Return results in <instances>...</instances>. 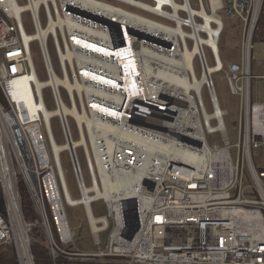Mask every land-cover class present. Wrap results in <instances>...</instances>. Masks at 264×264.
<instances>
[{"label": "built area", "instance_id": "2783aa9c", "mask_svg": "<svg viewBox=\"0 0 264 264\" xmlns=\"http://www.w3.org/2000/svg\"><path fill=\"white\" fill-rule=\"evenodd\" d=\"M35 1H38L37 7ZM113 1L163 19L168 22L165 24L177 26L179 23L186 31H192L193 25L200 26L198 36L204 38L203 51L194 55V61L203 63L202 55L208 64V49L215 64L211 78L203 83V87H208L211 111L207 112L202 94L198 96L196 92H191L193 111L177 123L178 111L157 104L160 101L157 97L156 101L154 97L142 99L147 103L143 105L139 96H133L132 108L142 106L147 109L145 113L138 110H133L137 114L125 112L117 105L115 110H123L126 124L136 126L140 132L139 140L147 144L143 150L145 154H140L134 144H128L108 154L102 152L104 146H100L101 153L98 152L97 157L109 181L106 185L132 195L135 218L130 214V203L112 207L103 199L106 215L94 216L90 205L98 198H94L95 190L83 194L77 177L82 172L75 153L74 160L72 154L69 157L80 190L78 199L93 196L90 209L85 201L70 203L65 197L42 111L45 107L43 88L38 91L32 78V70L34 73L35 70L30 44L36 43L49 77L48 64L53 66L48 38L60 62V52L69 49H78L91 57V49L80 47L75 38L99 45V38L86 30L95 27L98 19L84 11L76 0H25L22 5L17 0H0V194L3 202L0 248L9 246L13 249L15 264H36L33 241L41 243L47 250L50 264H264V165L255 166L252 156L254 150L264 155V102L251 101L252 79L260 76L251 71L253 39L257 36L259 22L264 19V0H195V7L191 0ZM104 2L123 8L117 3ZM123 9L133 15L139 14ZM25 12L35 33L54 22L55 34L48 32L45 43L27 34L22 24ZM40 12L45 19L44 25ZM223 16H237L242 23L240 63L228 62L226 68L222 62L217 66L212 46L205 41L210 40V33L215 31L213 38L219 55ZM127 23L131 25V22ZM101 24L105 34L101 37V46L118 50L128 44L137 50L142 41L157 46L156 38L141 32L139 25L129 26L107 17L99 22ZM185 38L192 46L194 40ZM170 43L165 40L159 46L167 47ZM169 49L172 51L174 44ZM66 62L71 65L67 59ZM72 62L74 70L77 69L78 78L75 79L79 81L85 79L84 70L94 72L92 66L80 64L75 57ZM256 63L261 60L256 59ZM65 71L63 69V75ZM220 71L224 72L229 91L239 101L234 143L229 142L224 120L228 112L218 102L212 79V74ZM117 75L113 76L118 80L120 76ZM70 79L74 81L72 76ZM52 96L54 99V93ZM85 99L86 102L89 100L86 95ZM72 100L75 102L74 98ZM106 106L114 109L112 104ZM60 124L64 141L73 139L61 119ZM213 134L219 136L221 145L214 140L208 143L207 135ZM88 146L90 159L85 154V162L89 185L94 184V170L102 189L90 141ZM147 147L151 149L147 150ZM231 149H234V159ZM142 159H148V164L145 165ZM142 168L145 173L137 175ZM19 181L30 195L36 212L33 221L25 219ZM66 206L82 207L92 248L78 245L76 237L84 225L81 224L77 231L68 219ZM105 232L102 241L100 234Z\"/></svg>", "mask_w": 264, "mask_h": 264}, {"label": "bare ground", "instance_id": "6f19581e", "mask_svg": "<svg viewBox=\"0 0 264 264\" xmlns=\"http://www.w3.org/2000/svg\"><path fill=\"white\" fill-rule=\"evenodd\" d=\"M123 1L126 2L130 0ZM76 2L79 6L83 7L84 11L93 14V16L98 19V21H96L98 24H96L95 27H87L86 30L91 32L95 37H98V41L100 42H98V45L88 40L75 38L80 47L91 49V57L80 52L78 49H69L65 53L60 52L61 63L65 71V60L67 59L72 65V58L75 57L80 64L92 66L94 72L84 70L82 74L85 76V79H83V81L77 79L72 81L67 70L64 72L63 76H59L53 67H51L50 63L48 64L49 77L44 80H38L32 70V78L38 91H40L41 87L43 89L52 87L53 89L55 106L52 110L44 107L42 111L49 130L53 154L59 168L60 180L64 186L63 191L66 199L70 203L85 201L89 208V202L93 196L88 195L87 199H73L69 196L64 173L59 161V153L65 150L69 154H72L74 160L76 148L83 147L87 158L90 159V150L88 146V142L90 141L95 153V161L104 188H99L96 181L97 175L94 170H92L94 179L93 185L81 184L85 182L82 173L81 176L78 173L77 177L83 194L95 190L96 197L94 198H98L96 200L103 199V201H108L112 207H116L119 203L125 206L129 203L132 195L126 190H114L111 185H106L109 181L105 177L104 170L97 157L98 152L99 154L101 153L100 146H104L102 152L108 154L113 150H120L128 144H134V146L139 148L140 154H145L143 150L146 149L144 146L147 144L139 140L140 134L138 135V133L140 132H138L139 130L136 126L126 124V115L123 114V110H115V107L120 105L121 108L123 107L125 109V112H132L133 114H137L134 113L133 110L145 113L147 109L142 106H139V109L132 108L131 103L133 96H139L138 98H141L139 102L141 103H143L141 100L144 98L154 97L156 101L157 97L160 99L157 104L164 105L165 109L173 108L174 111H178V115L175 118V122L177 123L182 118L189 117V114L193 111L192 106L194 97L191 92H196L198 96H201L200 91L202 92L203 83L211 78V73L214 71L215 64L211 66L205 64L204 57L201 55V58H203V69L199 73L200 76L196 75L194 70L195 57L193 55L201 54L203 51L201 44L204 40L203 37L200 35L198 36L200 26L197 24L193 25L192 31H186L180 28L179 23L177 26H173L158 22L140 14L133 15L132 13L126 12L123 8H118L117 6L113 7L103 0H76ZM37 3L38 1H35V7H37ZM175 7H179V5H175ZM106 17L113 18V20L117 19L125 24L131 22V25H139V30L141 32L156 38L157 41H155L157 42V46L149 44L148 41H142L140 49L137 50L130 48L128 44L126 48L123 47L118 50H113L114 48L110 46H101L100 43L103 42L101 41V37H105V34L104 27L102 24L99 25V22ZM53 23L54 22H51L46 29L42 27L37 33L33 32V38L38 37L45 43L48 32L53 31L55 34ZM131 25L129 24V26ZM214 32L210 33V40L205 41L211 44V48L215 53L217 66H219L221 61L214 43ZM125 36H127L126 33ZM186 36L194 40L191 48H189V45L186 43ZM165 40L170 41V45L167 47H160L159 43L165 42ZM124 44H126V42ZM173 44L174 49L171 51L169 48ZM136 59H139V61L136 62ZM117 73L119 74L117 77L120 76L122 79H120V77L118 80L115 79L113 75ZM106 75H110V77ZM60 86L68 90L71 100L74 98L73 95L75 90L79 94L84 92L89 98L87 102H90L89 104L87 103L85 107L88 109H81L82 111L78 110L73 100L71 106L66 105L59 91ZM210 91L213 92L214 89L211 87ZM125 98L127 102L124 104ZM105 104L114 105V109ZM146 104L147 103H143V105ZM155 108L160 110L158 107ZM53 116H57L62 120L63 127L67 131V134L70 132L68 117H72L76 122L79 138L71 140L68 138V140L64 141L62 144L55 143L50 129V118ZM85 130L87 134H85ZM117 141L120 142L119 145L116 146ZM150 149V147H147V150ZM152 158L151 156L149 161ZM143 161L145 165L148 164V159ZM140 173H145V169L142 168L139 170L137 175ZM115 209L117 210V208ZM91 219L93 220L92 216Z\"/></svg>", "mask_w": 264, "mask_h": 264}, {"label": "rangeland", "instance_id": "374dc122", "mask_svg": "<svg viewBox=\"0 0 264 264\" xmlns=\"http://www.w3.org/2000/svg\"><path fill=\"white\" fill-rule=\"evenodd\" d=\"M104 1L117 3L127 10L136 11L139 14L150 16L163 23H168L167 21L163 19H160L156 16L149 15L139 9H135L133 7L127 6L126 4L113 1V0H104ZM17 2L20 5H22L25 3V0H17ZM191 2H192V5L195 7L196 6L195 0H191ZM39 16H40L41 24L44 25L45 19H44L43 13L40 12ZM222 23H223V29L220 34L218 49H219V56L221 59L220 61L223 63L224 67L226 68V64L228 62L240 63V60H241L240 42H241L242 23L237 16H223ZM259 23L260 25L257 31V36L253 39L254 46H253V51H252L251 71L254 75L263 76L264 75V19H263V22L260 21ZM22 24L27 34H32L34 32L33 27L31 25L29 15L26 12L22 14ZM188 45H189V48L192 47L190 42H188ZM47 46H48V52L51 58L53 69L59 76H63L64 67L62 63L60 62V59L56 55L55 47L53 46L50 38H48ZM135 46L136 48L138 47V45L136 44ZM30 54H31V58L34 64V70H35L36 76L38 77V79L44 80L47 77V74H46L45 67L42 61V57L40 56L39 50L35 42H32L30 44ZM206 56H207L208 65L210 66L213 65V59L208 49H206ZM256 59H260L261 63L259 64L256 63ZM73 66L74 65L72 66L68 65L67 62L65 63V68L68 71L69 76L70 77L72 76L73 79H75L78 75H77V69L75 68L74 70ZM202 67H203L202 62L195 63L194 61V70L197 76L202 70ZM260 76L253 78L251 82V101L253 102H264V77H260ZM212 79L214 81V86H215V91L217 94L218 102L220 106L226 109L228 112L227 115H225L224 117L225 126H226V131H227L229 142L234 143L237 139L235 126L238 125V122H239L238 97L233 95L229 91L226 79L224 78L223 71L213 73ZM59 91H60L63 101L66 103V105L70 106L72 102H71V98H70L71 96L69 95L68 90L63 86H60ZM207 91H208V87L204 86L201 94H202L204 106L207 112H210L211 105L208 100ZM52 95H53V91L51 87H46L42 89L43 103L45 107L49 110H52L55 106ZM85 95L86 94L84 92H82L81 94H79L77 91L74 92L73 97H74L78 110H81L87 106ZM74 121L75 120L72 117H68V125H69L70 132L72 134V138L78 139L79 134H78V130L76 128ZM50 129H51V134L53 136L55 143L62 144L64 142V137H63V129L60 124L59 117L53 116L50 118ZM84 132L85 134H87L86 130ZM207 140H208V143L210 144L213 143V140H214L221 145V142H219L220 141L219 136L217 134H213L211 136L207 135ZM230 152H231L232 158L234 159L235 158L234 149H231ZM76 154H77L78 162L81 168L82 177L85 182V185H89L90 177H89L86 162H85L84 149L82 147H77ZM252 156H253V161H254L255 166L259 167V166L264 165V155L262 153H260L257 150H254L252 153ZM59 161H60V165L63 170V173H64V179H65V183L67 186L69 196L73 199H78L80 190L76 182V177H75V173L73 170V165L71 164L69 153L65 150H62L59 153ZM29 198H30V195H29ZM30 201H31V198H30ZM90 206H91V210L94 216H104L107 213L106 208L103 204V201L101 200L93 201ZM66 213H67L68 219L70 220L71 224L77 229V231L79 230V226L81 224L84 225L82 232L80 233V235H77L76 237L78 245L85 249L92 248L93 244L91 242L89 231L86 227V218H85V214L83 212L82 207L81 206H74V207L66 206ZM35 218L36 216L33 219L28 220V221H33ZM106 234H107L106 232L100 234L102 241L105 240ZM38 244H41V243H38ZM39 251H40V248L36 249V252L38 253L37 264H50L47 257L44 255H41ZM0 257H2V255H0Z\"/></svg>", "mask_w": 264, "mask_h": 264}, {"label": "trees", "instance_id": "16d2710c", "mask_svg": "<svg viewBox=\"0 0 264 264\" xmlns=\"http://www.w3.org/2000/svg\"><path fill=\"white\" fill-rule=\"evenodd\" d=\"M19 188H20V194H21V201H22V209L26 220H31L36 216V212L32 206V203L29 198V194L23 185L21 181H19ZM40 248L39 253L41 255H44L49 260V254L47 250L41 245L38 244V242L33 241L32 242V253L35 258V263L37 264L38 259V253L36 252V249ZM0 264H15V255L14 251L9 246H3L0 248ZM50 262V261H49Z\"/></svg>", "mask_w": 264, "mask_h": 264}, {"label": "water", "instance_id": "95a60500", "mask_svg": "<svg viewBox=\"0 0 264 264\" xmlns=\"http://www.w3.org/2000/svg\"><path fill=\"white\" fill-rule=\"evenodd\" d=\"M130 203V214L133 218H135V212H134V203L133 200L129 201ZM0 212H3V202H2V198H1V194H0Z\"/></svg>", "mask_w": 264, "mask_h": 264}]
</instances>
